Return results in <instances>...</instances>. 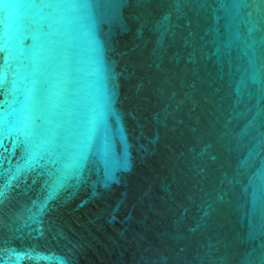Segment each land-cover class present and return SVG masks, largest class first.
Instances as JSON below:
<instances>
[{
    "label": "water",
    "instance_id": "water-1",
    "mask_svg": "<svg viewBox=\"0 0 264 264\" xmlns=\"http://www.w3.org/2000/svg\"><path fill=\"white\" fill-rule=\"evenodd\" d=\"M16 2L0 109L55 151L0 124V264H264V2Z\"/></svg>",
    "mask_w": 264,
    "mask_h": 264
},
{
    "label": "snow or ice",
    "instance_id": "snow-or-ice-1",
    "mask_svg": "<svg viewBox=\"0 0 264 264\" xmlns=\"http://www.w3.org/2000/svg\"><path fill=\"white\" fill-rule=\"evenodd\" d=\"M262 2H264V0H262ZM0 6L4 8L15 7L17 6V2L16 0H0ZM34 6L76 8L81 5L77 4L75 0H58L57 3H51L49 0H40L39 5ZM0 83H2V77H0ZM0 124H8L9 127L20 132V136L22 137L20 143L24 145L25 152L29 156V159L36 155H39L40 158L43 159L50 151H55V149L51 148V141L48 139L46 130L29 116H24L22 118L14 116L13 119L9 121L5 114V110L0 109ZM0 195H3L2 186H0ZM37 258L56 259L55 257ZM60 264H64L62 259Z\"/></svg>",
    "mask_w": 264,
    "mask_h": 264
}]
</instances>
